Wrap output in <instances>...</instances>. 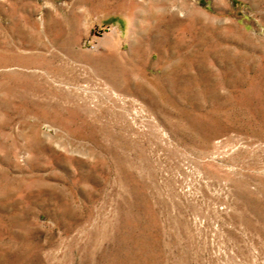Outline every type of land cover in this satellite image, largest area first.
<instances>
[{
    "label": "rangeland",
    "instance_id": "obj_1",
    "mask_svg": "<svg viewBox=\"0 0 264 264\" xmlns=\"http://www.w3.org/2000/svg\"><path fill=\"white\" fill-rule=\"evenodd\" d=\"M0 264H264V0H0Z\"/></svg>",
    "mask_w": 264,
    "mask_h": 264
}]
</instances>
